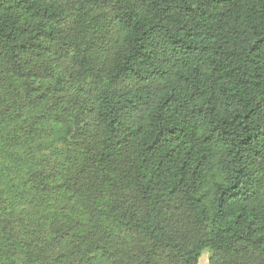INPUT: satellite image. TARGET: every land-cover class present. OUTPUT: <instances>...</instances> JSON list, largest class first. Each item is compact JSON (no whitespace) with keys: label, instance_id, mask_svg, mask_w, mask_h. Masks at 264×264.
Here are the masks:
<instances>
[{"label":"trees","instance_id":"1","mask_svg":"<svg viewBox=\"0 0 264 264\" xmlns=\"http://www.w3.org/2000/svg\"><path fill=\"white\" fill-rule=\"evenodd\" d=\"M264 264V0H0V264Z\"/></svg>","mask_w":264,"mask_h":264},{"label":"rangeland","instance_id":"2","mask_svg":"<svg viewBox=\"0 0 264 264\" xmlns=\"http://www.w3.org/2000/svg\"><path fill=\"white\" fill-rule=\"evenodd\" d=\"M210 256H211V252L209 250L204 251L199 259V264H211Z\"/></svg>","mask_w":264,"mask_h":264}]
</instances>
